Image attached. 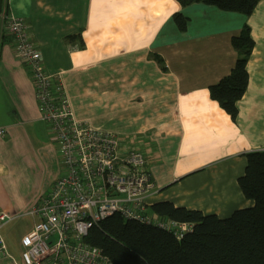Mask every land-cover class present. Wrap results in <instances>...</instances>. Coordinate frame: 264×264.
<instances>
[{"label":"crops","instance_id":"0c3cea01","mask_svg":"<svg viewBox=\"0 0 264 264\" xmlns=\"http://www.w3.org/2000/svg\"><path fill=\"white\" fill-rule=\"evenodd\" d=\"M2 7L29 24L46 70L60 72L74 116L143 148L150 209L169 201L226 217L253 205L237 178L245 153L264 150V0L248 15L202 0H0ZM179 12L184 29L173 17ZM244 24L254 45L233 119L208 86L233 66L230 39ZM0 128V209L12 216L2 228L11 244L0 264H20L9 249H21L34 223L28 209L61 167L31 76L1 19Z\"/></svg>","mask_w":264,"mask_h":264},{"label":"built area","instance_id":"2783aa9c","mask_svg":"<svg viewBox=\"0 0 264 264\" xmlns=\"http://www.w3.org/2000/svg\"><path fill=\"white\" fill-rule=\"evenodd\" d=\"M0 19L14 54L31 76L40 116L53 134L61 166L48 192L28 209L34 223L21 237L23 264H110L109 257L84 237L113 213L178 238L189 232L190 222L160 215L145 203L152 181L143 148L125 146L115 132L77 119L60 72L46 70L26 20L4 8ZM11 218L0 209V257L8 254L2 228Z\"/></svg>","mask_w":264,"mask_h":264},{"label":"trees","instance_id":"16d2710c","mask_svg":"<svg viewBox=\"0 0 264 264\" xmlns=\"http://www.w3.org/2000/svg\"><path fill=\"white\" fill-rule=\"evenodd\" d=\"M193 0H179L187 4ZM223 10L250 14L258 0H202ZM184 29L187 18L173 15ZM237 57L229 72L208 86L209 95L235 118L237 100L248 82L247 60L254 40L247 24L231 36ZM244 173L238 185L253 205L235 209L229 216L204 214L197 209L158 201L150 207L160 215L192 224V229L178 238L152 224L123 220L119 213L104 218L89 229L84 239L98 246L110 264H264V150L245 153Z\"/></svg>","mask_w":264,"mask_h":264},{"label":"rangeland","instance_id":"374dc122","mask_svg":"<svg viewBox=\"0 0 264 264\" xmlns=\"http://www.w3.org/2000/svg\"><path fill=\"white\" fill-rule=\"evenodd\" d=\"M3 8V7H2ZM58 161H59V158H58ZM60 163V162H59ZM61 167V166H60ZM15 224V222H9L8 223V225L10 226V225H14ZM20 231V229L18 228V226H16L15 228H14V232L17 234L18 232ZM7 234H8V232H7ZM5 237H6V240H7V244H8V246L10 247V244H11V241H10V235H6L5 234ZM7 237H8V239H7ZM21 250H22V246H21V249H20V247L18 248L17 247V245L15 244V246L13 245V247L11 248V249H9V251H10V253H12L13 254V256L15 257V258H17L18 259V262L20 263V264H23V262H22V260H21Z\"/></svg>","mask_w":264,"mask_h":264}]
</instances>
